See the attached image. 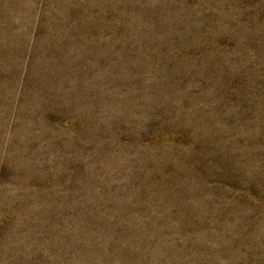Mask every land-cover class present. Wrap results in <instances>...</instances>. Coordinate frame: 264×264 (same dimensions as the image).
<instances>
[{"label":"rangeland","instance_id":"374dc122","mask_svg":"<svg viewBox=\"0 0 264 264\" xmlns=\"http://www.w3.org/2000/svg\"><path fill=\"white\" fill-rule=\"evenodd\" d=\"M0 264H264V0H0Z\"/></svg>","mask_w":264,"mask_h":264}]
</instances>
